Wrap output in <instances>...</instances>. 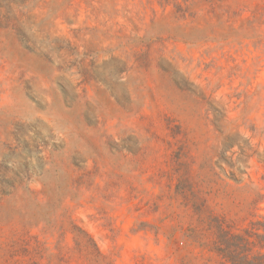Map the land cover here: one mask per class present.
<instances>
[{"label": "rangeland", "instance_id": "374dc122", "mask_svg": "<svg viewBox=\"0 0 264 264\" xmlns=\"http://www.w3.org/2000/svg\"><path fill=\"white\" fill-rule=\"evenodd\" d=\"M0 264H264V0H0Z\"/></svg>", "mask_w": 264, "mask_h": 264}]
</instances>
